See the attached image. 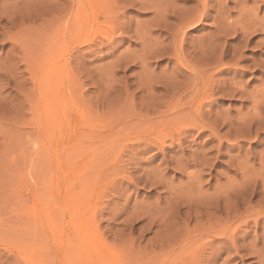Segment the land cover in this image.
<instances>
[{
    "label": "rangeland",
    "instance_id": "obj_1",
    "mask_svg": "<svg viewBox=\"0 0 264 264\" xmlns=\"http://www.w3.org/2000/svg\"><path fill=\"white\" fill-rule=\"evenodd\" d=\"M80 1L0 0V264H264V0Z\"/></svg>",
    "mask_w": 264,
    "mask_h": 264
},
{
    "label": "bare ground",
    "instance_id": "obj_2",
    "mask_svg": "<svg viewBox=\"0 0 264 264\" xmlns=\"http://www.w3.org/2000/svg\"><path fill=\"white\" fill-rule=\"evenodd\" d=\"M204 2H205V0H204ZM95 4V3H94ZM202 4H203V2H202ZM201 4V5H202ZM205 4V3H204ZM200 5V4H199ZM205 6V5H204ZM79 8H78V12L80 13V15L77 13V17H78V19H80V20H82L83 19V16H86V12L85 11H87L86 9H85V7H90V9H91V1L90 0H81L80 1V5L78 6ZM200 7H203V6H199V9H200ZM221 7V6H220ZM151 8V7H150ZM193 8V7H192ZM197 8V7H196ZM153 9H154V7H153ZM198 9V8H197ZM193 10L194 12H196V11H198V10ZM189 10V9H188ZM155 11V10H154ZM171 11V13H172V10H170ZM169 11V12H170ZM175 11L176 10H174V13H175ZM177 11H179V10H177ZM201 11V12H200ZM157 12H161V14L164 12V13H166L164 10H163V12L162 11H159V9L157 10ZM180 12H181V10H180ZM179 12V13H180ZM242 12V11H241ZM83 13H85V14H83ZM156 13V12H155ZM170 13V14H171ZM176 13H178V12H176ZM186 13H188L187 11H186ZM206 11L204 10V8H201V10H199V16H198V12L196 13V16H198V17H196V18H193V17H189L191 20L189 21V18H188V21L185 19V21H183L184 22V25L185 26H194L195 24H198V23H200L201 21H202V19L203 18H205V15H206ZM169 14V15H170ZM182 14V13H181ZM185 14V13H184ZM249 14V13H248ZM176 15V14H175ZM187 15H189V14H187ZM163 16V15H162ZM161 16V17H162ZM178 16H179V14H178ZM186 16V15H185ZM189 16H192V14H190ZM216 16H218V15H216ZM248 16V15H247ZM87 17V16H86ZM184 17V16H183ZM181 15H180V18L179 17H177V18H179L180 20H182V18H183ZM187 17V16H186ZM244 17H245V15H244ZM85 18V17H84ZM162 18H164V16L162 17ZM174 18V17H173ZM216 18V17H215ZM241 18V17H240ZM227 19V18H226ZM84 20H86V19H84ZM90 20V19H89ZM163 20V19H162ZM183 20H184V18H183ZM219 20V19H218ZM178 21V20H177ZM215 21V20H214ZM213 21V22H214ZM216 21H217V18H216ZM224 20L222 19V22H223ZM225 21H227V20H225ZM176 22V21H175ZM186 22H188V23H186ZM219 23H220V21H218ZM222 22H221V24H222ZM177 24V26L176 27H174V23L172 24L173 25V28H175V29H177L178 27H179V24L178 23H175V25ZM180 24H181V21H180ZM183 24V23H182ZM217 24V23H216ZM220 24V25H221ZM253 25H254V23H252ZM256 24V23H255ZM171 25V26H172ZM219 24H217V26H218ZM225 25V24H224ZM250 25H251V23H250ZM249 25V26H250ZM260 25V24H259ZM262 25H264V24H262ZM182 26V25H181ZM258 26V24L255 26V27H257ZM182 27H184V26H182ZM225 27V26H224ZM254 27V28H255ZM262 27V26H261ZM247 28V27H246ZM246 28H244V29H246ZM253 27H251L250 29H252ZM219 29V28H218ZM249 29V28H248ZM261 29H263V28H261ZM260 30V29H259ZM166 31V30H165ZM181 31H184V29L182 30L181 29ZM226 31V30H225ZM241 31V30H240ZM251 31V30H250ZM253 31V30H252ZM219 33L221 32V31H218ZM223 32V31H222ZM221 32V33H222ZM228 32V31H227ZM264 32V31H263ZM173 33V32H172ZM174 33H176V32H174ZM229 33V32H228ZM231 33V32H230ZM6 34V33H5ZM178 34V33H177ZM233 34H234V31H233ZM181 35H182V33H181ZM223 35V34H222ZM221 35V36H222ZM235 35V34H234ZM175 36V35H174ZM244 36V35H243ZM7 38V37H6ZM211 50V52H212V49H210ZM215 50V49H214ZM203 52V51H202ZM208 52V51H207ZM210 52V51H209ZM204 53V52H203ZM205 54V53H204ZM207 54V53H206ZM212 54V53H211ZM210 55V54H209ZM213 55V54H212ZM205 56V55H204ZM202 57V56H201ZM206 57V56H205ZM204 58V57H203ZM217 61V60H216ZM216 61H215V63H216ZM206 62V61H205ZM206 66H207V64H206ZM237 88V87H236ZM238 89V88H237ZM237 89H235V90H237ZM239 90V89H238ZM239 93H241V92H239ZM243 93V92H242Z\"/></svg>",
    "mask_w": 264,
    "mask_h": 264
}]
</instances>
